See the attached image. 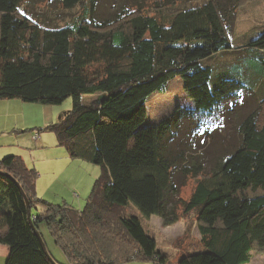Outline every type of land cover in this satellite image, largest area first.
<instances>
[{
  "label": "trees",
  "instance_id": "obj_1",
  "mask_svg": "<svg viewBox=\"0 0 264 264\" xmlns=\"http://www.w3.org/2000/svg\"><path fill=\"white\" fill-rule=\"evenodd\" d=\"M99 1L60 0L65 9L83 5L79 17L61 23L48 10L27 11L24 0H0V99L58 104L71 96V109L44 129L70 156L101 167L79 210L38 197L37 172L20 156L1 158L4 264H59L42 248L39 221L69 264H169L140 217L121 213L128 204L164 226L178 220L180 208L197 211L200 246L175 264H247L264 254V30L248 40L246 57L215 73L207 60L232 49L228 32L240 0L184 3L170 15L158 14L159 3L151 15L141 0H120L107 12ZM176 77L192 107L177 106L144 126L150 95ZM246 90L255 106L236 117L238 138L219 142L224 156L206 172L196 157L199 135H208L203 123ZM85 95L94 97L87 103ZM187 177L200 178L184 201ZM120 231L138 259L120 254L113 238Z\"/></svg>",
  "mask_w": 264,
  "mask_h": 264
},
{
  "label": "rangeland",
  "instance_id": "obj_2",
  "mask_svg": "<svg viewBox=\"0 0 264 264\" xmlns=\"http://www.w3.org/2000/svg\"><path fill=\"white\" fill-rule=\"evenodd\" d=\"M119 1L100 0L98 6L101 10L107 12ZM129 1L131 0H127V3H130ZM165 1L141 0L143 5L142 12L151 15L155 14L156 5L159 3L164 4V6L161 9L159 8L158 14L162 12L164 15H170L184 3L192 5L201 3L203 0H177L172 5L168 4L169 6H165ZM22 7L30 12L48 10L54 13L61 23L79 17L83 11V5L79 4L71 9H65L60 0H24ZM263 30L264 0H240L233 13L232 24L228 32L232 49L220 52L207 60L214 67V72L225 71L229 66L246 57V43ZM257 83L258 91H260L262 80H258ZM253 90H256L255 86ZM253 93L250 90L241 91L238 94L239 96L229 98L223 104L216 120L206 119L203 123V128L208 131V135L205 134L204 136L202 133L199 135V143L203 148L199 150L202 153L197 154L199 156L196 157L205 164L206 172L211 169L212 164L222 157L221 154L223 155L225 150L224 145L238 138L233 124L237 120L236 117L245 115L255 106L256 95ZM82 97L88 103L94 96L85 95ZM146 104L147 115L143 122L144 126L157 123L170 114L177 106L182 108L192 107L190 98L182 89L179 77L172 79L167 84L165 91L152 93ZM71 107V96L66 97L58 104L26 102L17 98L0 99V159L7 155L20 156L25 165L33 167L38 174L36 179L37 184L39 183L40 185V188L36 189V191L38 190V197L53 204H68L81 210L86 204V199L91 192L95 179L100 175L101 167L87 160L70 156L65 146L58 145L55 133L44 129L51 122L58 120L63 111H67ZM189 122L185 121V125L192 126L191 121ZM180 130L182 131V129ZM41 132L43 134L42 140L46 143L41 144L39 138L36 139L37 135L35 134H41ZM179 134L183 136L184 133ZM207 136H214L216 142L214 143V140L211 141L210 137L206 140L205 137ZM222 140H224L225 144L219 145ZM58 153H60V157H58ZM47 157L55 158V160L52 162L44 160ZM34 161L37 162L39 168H42L43 172L46 170L43 175H40L39 170L33 166ZM200 177L186 178L185 184L179 191V196L184 201L188 200ZM116 212L120 214L119 211L116 210ZM121 213L140 217L143 228L156 238L158 247L167 253L170 259L169 264H175L179 256L184 252L197 251L200 246L196 210L186 213L180 208L178 220L167 226H164L161 219L156 215L145 217L132 204L125 206ZM38 228L46 251L53 260L59 264H69L67 255L55 243L44 221L38 222ZM105 228L109 231L112 230L107 226ZM112 228L119 230L116 225H113ZM99 229L102 230L101 227ZM113 238L116 239L117 248H119L121 255L123 253V258L126 255H131L132 259H138L139 256H134L135 252L133 251L135 248L131 247L127 242L126 235L120 231ZM247 264H264V254L254 253L251 261Z\"/></svg>",
  "mask_w": 264,
  "mask_h": 264
},
{
  "label": "crops",
  "instance_id": "obj_3",
  "mask_svg": "<svg viewBox=\"0 0 264 264\" xmlns=\"http://www.w3.org/2000/svg\"><path fill=\"white\" fill-rule=\"evenodd\" d=\"M35 135H37V138H36V139L39 138L41 144H42V143H46L44 140H42V138H43V134H42V132H41V134H38V133H37V134H35ZM44 147H46V146H44ZM57 155H58V157H60V153H58ZM44 160H49L50 162H52L53 160H55V158L47 157V158H45ZM33 166H35V167L39 170L40 175H43V173L46 172V170H45V172H43V171H42V168H39V167H38L36 161H34ZM37 175H38V174H37ZM36 179H37V177H36ZM35 188H36V189H39V188H40L39 183L37 184V182H35ZM37 192H38V190L36 191V193H37ZM43 194H44V192H43ZM42 196H43V195H42ZM7 254H8V247H7L6 245H4V244H0V264H4V260H5V257L7 256ZM252 257H253V256H252ZM250 261H251V260H250Z\"/></svg>",
  "mask_w": 264,
  "mask_h": 264
},
{
  "label": "water",
  "instance_id": "obj_4",
  "mask_svg": "<svg viewBox=\"0 0 264 264\" xmlns=\"http://www.w3.org/2000/svg\"><path fill=\"white\" fill-rule=\"evenodd\" d=\"M27 215L30 216V207H29V204L28 203H27ZM42 248H43L44 251H46L43 243H42Z\"/></svg>",
  "mask_w": 264,
  "mask_h": 264
}]
</instances>
